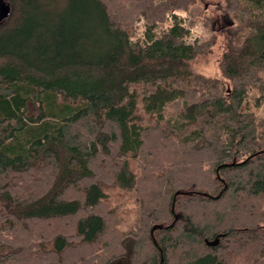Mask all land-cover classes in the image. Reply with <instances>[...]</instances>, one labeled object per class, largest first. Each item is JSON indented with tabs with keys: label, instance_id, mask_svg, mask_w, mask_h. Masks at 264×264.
Instances as JSON below:
<instances>
[{
	"label": "trees",
	"instance_id": "trees-1",
	"mask_svg": "<svg viewBox=\"0 0 264 264\" xmlns=\"http://www.w3.org/2000/svg\"><path fill=\"white\" fill-rule=\"evenodd\" d=\"M222 1L216 76L194 0H7L0 264H264V0Z\"/></svg>",
	"mask_w": 264,
	"mask_h": 264
},
{
	"label": "rangeland",
	"instance_id": "rangeland-1",
	"mask_svg": "<svg viewBox=\"0 0 264 264\" xmlns=\"http://www.w3.org/2000/svg\"><path fill=\"white\" fill-rule=\"evenodd\" d=\"M8 12L9 4L7 0H0V19L5 18ZM174 12L185 19L190 28L188 41L194 39V37H200L203 40L208 39V41L211 42V35L213 34L217 36L219 34L217 36V41L214 43L212 48H210L209 52H206V54L200 56L192 64V69L196 72H201L206 75L218 76L217 62L219 56L222 53L224 41V37L220 35V33L227 26L232 24L231 17L223 9V1L194 0L193 4L188 10H176ZM140 30H142V26L138 25L137 33ZM123 197L124 196H116L115 191L112 192L111 198L108 200V207L111 209L113 208L114 211L118 210L119 215L126 217L129 212L134 211L136 204L133 202V200ZM121 201H123V204L118 205ZM115 205L118 208L115 209ZM172 224L173 222L170 225ZM152 232L150 230L151 235Z\"/></svg>",
	"mask_w": 264,
	"mask_h": 264
},
{
	"label": "water",
	"instance_id": "water-1",
	"mask_svg": "<svg viewBox=\"0 0 264 264\" xmlns=\"http://www.w3.org/2000/svg\"><path fill=\"white\" fill-rule=\"evenodd\" d=\"M159 228H160L159 225H154V226L151 228V232H152L153 230H156V229H159ZM216 242H217V240H216ZM207 244H212V242H207Z\"/></svg>",
	"mask_w": 264,
	"mask_h": 264
}]
</instances>
